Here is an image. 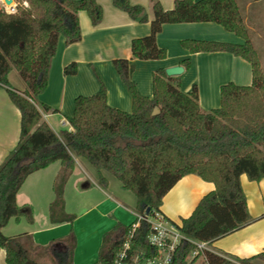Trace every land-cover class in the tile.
Here are the masks:
<instances>
[{"label": "trees", "instance_id": "16d2710c", "mask_svg": "<svg viewBox=\"0 0 264 264\" xmlns=\"http://www.w3.org/2000/svg\"><path fill=\"white\" fill-rule=\"evenodd\" d=\"M27 6L8 14L0 10V86L20 112V131L16 145L0 163V247L6 264H73L75 234L72 230L46 245H37L27 232L6 236L1 229L22 213L16 193L30 173L59 161L54 179V199L49 205L51 222H71L72 214L63 211V187L74 166V156L88 161L106 186V171L121 182L123 189L136 196L134 211H159L164 194L185 174L195 173L212 181L215 189L205 194L193 212L177 223L187 239L177 244L170 264H193L192 241L212 242L250 221L240 175L249 180L264 177V71L249 38L236 0H174L165 10L159 0H150L152 19L147 35L131 40L133 58L162 59L164 48L156 44V34L164 23L215 22L244 39L243 43L184 39L181 45L190 52L227 51L251 64L250 85L227 82L220 86V106L209 111L199 107L197 88L189 92L179 87L180 73L168 75L164 68L153 72L151 97L142 95L131 77L133 64L127 58L113 65L131 97V111L110 106L101 84L91 95H78L67 117L71 130L58 134L42 119V112L53 111L37 103L36 97L47 85L51 60L60 36L66 44L79 41L81 30L77 12L86 11L91 23L102 18L96 0H26ZM139 22L148 20L143 6L129 0H111ZM184 67L189 61L183 60ZM15 67L25 84L17 89L10 79ZM183 68V67H182ZM77 70L75 62L63 68L66 75ZM220 174L219 179L217 175ZM58 212V214H56ZM63 213L60 215L59 213ZM117 222L102 235L95 264H116L128 240L126 257L152 256L148 242L150 224L138 220ZM173 222V221H172ZM207 264H254L264 262V250L240 258L218 251L204 250Z\"/></svg>", "mask_w": 264, "mask_h": 264}, {"label": "crops", "instance_id": "0c3cea01", "mask_svg": "<svg viewBox=\"0 0 264 264\" xmlns=\"http://www.w3.org/2000/svg\"><path fill=\"white\" fill-rule=\"evenodd\" d=\"M96 1L102 8L101 20L93 25L86 11L77 12L81 38L70 44H66L62 36L58 38L46 88L36 97L38 104L54 109L42 112V119L55 133L71 130L67 117L73 112L75 97L94 94L101 84L110 106L131 111L130 94L113 65L117 58H127L133 64L131 77L138 91L148 97L153 94L152 76L156 69L183 67L179 87L183 92H189L195 85L199 107L204 111L220 106L222 84H251V64L243 57L227 51L190 52L181 45L184 39L244 42L243 38L220 24L210 21L164 23L156 34V44L165 49L166 56L137 59L131 55L130 43L150 31L153 16L150 0H129L131 4L143 6L148 18L145 22L133 20L125 11L113 6L111 0ZM159 2L165 10L174 4V0ZM236 3L249 30L251 43L257 51L264 52V0H236ZM262 55L260 60H264ZM185 59L189 61L188 67H184ZM71 62H75L77 70L66 75L63 68ZM20 87L24 89L25 84L20 83ZM19 131V109L9 99L6 89L0 86V163L16 145ZM73 159V169L63 187L64 207L74 216L73 220L53 223L49 217V205L55 196L54 179L61 167L59 161H54L27 175L16 193V203L22 213L18 219L11 218L1 231L6 236L27 232L35 244L46 245L72 230L76 239L72 263L95 264L103 233L117 222L132 223L137 215L134 211L136 201L126 197L121 183L113 185L114 194L110 192L113 175L101 172L107 180L104 187L98 181L99 172L88 161L79 156ZM239 180L251 219L208 243V247L244 258L264 250V177L249 180L243 173ZM214 189V182L195 173L185 174L164 194L159 211L166 218L180 223L193 212L200 199ZM29 210L32 213L30 220L26 215ZM0 264H6L2 247Z\"/></svg>", "mask_w": 264, "mask_h": 264}, {"label": "built area", "instance_id": "2783aa9c", "mask_svg": "<svg viewBox=\"0 0 264 264\" xmlns=\"http://www.w3.org/2000/svg\"><path fill=\"white\" fill-rule=\"evenodd\" d=\"M21 3L19 0H0V10L13 14L18 11ZM27 1H22V6H27ZM137 222L132 224V230L138 225V220H145L150 224L148 233V242L155 248V253L152 256H145L143 253L136 254L130 260L123 261L126 257V249L129 247L127 240L123 244V248L119 253L120 260L116 264H170L172 254L181 239H187L181 232L177 223L166 218L160 211H154L152 214L145 215L144 213L136 215ZM196 245V249L192 252V256L198 253H203L204 250H211L208 243L205 241H192Z\"/></svg>", "mask_w": 264, "mask_h": 264}, {"label": "rangeland", "instance_id": "374dc122", "mask_svg": "<svg viewBox=\"0 0 264 264\" xmlns=\"http://www.w3.org/2000/svg\"><path fill=\"white\" fill-rule=\"evenodd\" d=\"M22 1L23 0H19V2L21 3V5L19 6V7H22ZM19 9V8H18ZM257 51V50H256ZM262 54H264V52H261ZM261 53H260V51H257V54H258V57L259 56H261ZM262 56H264V55H262ZM259 61H260V65H261V68H262V71H264V67H262V66H264V60H260L259 59ZM12 71H10V79H11V82H12V84H13V86L15 87V88H17V89H20L21 87H20V83H23V81L21 80V78L19 77V75H18V73H17V71L15 70V67L13 66L12 67V69H11ZM216 172H214L213 171V174H215ZM215 175H217V177H218V179H219V175L220 174H215ZM112 179V186H111V188L109 189L110 190V192L112 193V194H114V186L113 185H116V186H118L121 182L117 179V178H111ZM114 183V184H113ZM125 192V195H126V197H128V198H130V199H132V200H134V201H136V196H135V194H134V192L132 191V190H129V189H125L124 190ZM128 204V203H127ZM63 211L65 212V213H68L66 210H65V207H64V203H63ZM56 214H58V212H56ZM60 215H63V213H59ZM26 215H27V218L30 220L31 218H32V213H31V210H29L27 213H26ZM75 241H76V239H75ZM193 264H207L206 263V261H205V258H204V255L202 254V253H200V255L195 259V261L193 262ZM254 264H264V262H262V261H255L254 262Z\"/></svg>", "mask_w": 264, "mask_h": 264}, {"label": "water", "instance_id": "95a60500", "mask_svg": "<svg viewBox=\"0 0 264 264\" xmlns=\"http://www.w3.org/2000/svg\"><path fill=\"white\" fill-rule=\"evenodd\" d=\"M7 2L9 1V0H6ZM166 70V73L168 74V75H173V74H178V73H180L181 71H182V67L181 66H174V67H169V68H167V69H165ZM148 213H149V208H146L145 210H144V214L145 215H148Z\"/></svg>", "mask_w": 264, "mask_h": 264}]
</instances>
